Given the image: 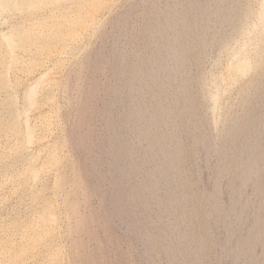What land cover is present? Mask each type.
<instances>
[{"label": "rangeland", "instance_id": "374dc122", "mask_svg": "<svg viewBox=\"0 0 264 264\" xmlns=\"http://www.w3.org/2000/svg\"><path fill=\"white\" fill-rule=\"evenodd\" d=\"M195 1L199 2L198 5L202 3L200 9ZM0 2V264H167L162 247H154L148 235L149 231V234L158 231L163 235L169 231L165 230L169 220L168 213L174 208L168 205L156 206L150 201L152 195L157 194L161 199L166 197L162 182L156 183L153 191L151 189L145 195L147 197L142 195L143 191L138 186L136 193L139 191V195H134L137 199L132 197L130 200L128 194L123 193H128L139 182L137 180H140L143 168L136 169L134 175L128 178L117 169V145L123 140V136L126 148L130 147L128 150L131 153L121 159L122 163L120 160L122 165L136 163L141 153L148 154L147 148L150 149L149 143L141 137V129H137L135 123L130 122V126L121 129L124 127L123 116L128 110L127 98L122 97L127 91V79L133 77V68L139 62L137 59L154 51L151 49L153 44L147 43L154 32V22L157 24L163 17L180 23L179 18L184 15L187 20H191L192 15L198 14L202 28L207 25V31L202 37L204 40H195L201 42L197 43L198 47L194 42L193 49H196H192L193 53L187 51L189 56L186 64L178 70L173 82L170 81L167 85L158 83L156 86L152 81L151 85L163 100L167 94L177 93L173 91L178 87V80L182 81L186 75H190L187 89L193 104L190 101L188 106H191L190 118L193 121L190 119L187 128H182L179 135L180 143L185 148L180 168L182 172L177 177L180 181L187 174L186 177L195 183L193 193H196L195 189H198L196 194L214 192L218 204H227L233 193L230 181H238L240 172L238 173V169L236 172L235 167L229 171L223 170L222 155L214 150L208 154L205 151L203 145L206 140L202 142L201 137L208 133L216 134L215 142L220 144L222 134L219 129L223 125L222 122L217 125L218 133L216 128L212 130V124L209 123L211 103L205 92L208 89L217 91L216 86L221 83L220 91L219 87L217 91L221 96L219 110L222 114L228 112L230 116L236 113L237 120L243 116L237 121L241 128L251 117V120H255V116L259 114L257 111L260 115L264 114L260 97L254 99L255 85L252 84V80L259 79V76L260 82L264 81V60L260 59L264 53V35L256 37L258 43L254 37L258 34L255 32L245 33L247 36L239 34L243 26L244 29L249 26L250 18H255L254 12H258L260 0ZM230 3L233 7L234 3L237 4V14L222 21L221 16L223 18L230 11H227ZM251 11H254L253 14ZM238 26L241 27L240 30ZM4 33L6 36L7 33L10 35L9 41H6L8 37L3 38ZM181 42L183 41L180 40L181 45H175L182 47L184 44ZM225 63H230L229 67ZM257 63L261 69L256 67ZM227 67L229 73L225 71L227 79L222 83L219 78L226 74L224 70ZM228 76L231 80H228ZM201 78H205L207 82L200 80ZM33 84L35 91L32 89ZM30 86L31 92H34L31 100L27 98ZM150 94L143 92L142 101H150ZM241 94L244 97H252L253 94V97L250 102L245 101V104ZM174 97L176 99L177 96ZM171 100L174 101V98H167L166 105L171 106ZM30 101L33 104L30 105ZM253 101L255 104H252V108L250 104ZM258 105L263 108L260 109ZM164 125L162 129L167 130V124ZM26 127L29 132L32 131L31 140H28L29 132ZM200 133L204 134L201 136ZM149 155L155 160L158 157L154 153ZM149 164L152 165L150 160L144 168ZM219 171V178L215 183L214 178ZM260 185L256 188L254 183H248L240 192L250 206L243 211L245 225H250V220L252 223L253 206L261 201L260 195L264 188ZM127 201L130 209L124 210ZM195 201L196 199L190 201V205L198 203V200L196 203ZM217 218L216 214L201 215L199 219L195 218L192 226L183 222L180 228L181 231H189L197 225L198 220L204 224L208 239L211 238L208 234H213L224 240L226 231L216 223ZM187 226L191 228L187 229ZM164 240L160 238L159 241ZM218 243L210 245L212 249L208 246L203 264L230 263V258L228 260L225 256L217 261L221 251ZM177 257L176 255L175 264L177 260L181 263Z\"/></svg>", "mask_w": 264, "mask_h": 264}, {"label": "bare ground", "instance_id": "6f19581e", "mask_svg": "<svg viewBox=\"0 0 264 264\" xmlns=\"http://www.w3.org/2000/svg\"><path fill=\"white\" fill-rule=\"evenodd\" d=\"M195 2H196V6H197L199 2L198 3H197V1H195ZM186 3H188V2H186ZM200 4L202 5V3H200ZM0 5H1V2H0ZM175 5H177V4H175ZM201 5H198L197 8L200 9ZM233 5L235 7H233L231 5V3H230V5H228L230 7L227 8V11L228 10H230V11H229V13L225 14L223 16V18L221 16L222 21H227L231 17L235 16V14H237L236 13V9H237L236 5L237 4L234 3ZM258 5L261 6V7L259 6V9L260 8L261 9H260V11L258 9L257 10L258 12H256V13L253 11L255 18L253 20L250 18V20L248 22L249 26H247V28H245V29L243 28L244 26L242 27V29L239 26L237 27L238 29L239 28L241 29V30L239 29L240 30L239 34L247 36V35H245V33L246 34L247 33L253 34L255 32L256 34H258V36L254 35L255 38L256 37L261 38L264 35V0H260V4H258ZM104 6L105 5H103V7ZM0 7H2V5ZM99 7L102 8L101 6H99ZM99 7H97V8H99ZM204 8L205 7H203V9ZM225 8H224V10H226ZM189 10H192V9H189ZM183 11H185V10H183ZM237 11H238V9H237ZM176 12H179V11H176ZM251 12H249V14ZM253 12L251 14H253ZM212 13H214V12H212ZM166 14H168V13H166ZM251 14H250V16H251ZM197 15H192L191 20H187L188 18L186 19L185 15H184V17H182V15H181L180 17H182V18L181 19L179 18L180 23L174 22V20H173V22H171V21H169V19H166V18L164 19L163 17H161L163 19L162 21L160 20L161 22L159 21L157 24H156V22H154L153 25H156V26H154V28L152 27L154 29V32L151 31V32H153V34L150 35L151 37L148 38L149 42H147V43H150L151 45L153 44V47H151V46L150 47H151V49L153 48L154 51L152 50V53L148 52L147 55H145L146 53L144 52L145 54L144 53L143 54L145 56H142V57L140 55H138L140 57H139V59H137V61L139 60V62L136 61L138 63L136 65L137 67L133 66L134 71H132V73L134 75H132L133 77L131 76L132 78H130V80L127 79V81H128L126 84L127 91H125L126 94L123 93L125 95H123L122 97L127 98L128 104H126V105H128L127 106L128 110L126 111V113L124 114L123 119H122L123 120L122 122H124V127H121V129L122 128L126 129L127 128L126 126L128 124H130V122H133V124L135 123L134 124L135 127H137V129L138 128L141 129V137L144 138L145 141H147L149 143L148 146L150 149L148 150V148H147L148 154L147 153H144V154L141 153L142 155H141V157L139 156L140 157L139 159H136V160H138V161H136V163L132 162L133 164H130V165L124 164V163H123V165L120 164V160L122 158L128 157V155H130V153H131L130 150H128V149H130V147L127 149L126 143H125L126 141H123L124 140L123 134L120 133L123 136L122 137L120 135V137H122L123 140L118 142V145H117L118 146V148H117L118 153L116 156L118 157L117 158L118 161L116 160L117 161L116 164H118L117 165L118 168L117 167H115V168H117L119 170V172L124 174L127 178L129 176H131L135 172L136 169L140 170L143 168V170H141L142 176L140 177V180L139 179L137 180L139 182L137 183L135 181L136 185H133L134 187L131 186V187H133V189L129 190V192L127 191L128 193H126V194L123 193L124 195L128 194L127 196H128V199L130 198V200H132V197H134V195L139 193V191H138V193H136L137 192L136 190H138V188H137L138 186L141 187V191H143L142 195L145 196L148 194V192H150L151 189L153 191V187L156 186V183L158 184V182H160V181L162 182V184L165 188V190H163V191H164V194L166 192V194H165L166 197L164 199H161V197L157 196V194L156 195L151 194L152 199L150 201H151V204L154 203L156 206H161V207L164 206L165 207L168 205V206H172L174 208L173 210H171L168 213L169 220L167 222L165 230L169 229V231L167 233H165L164 235L158 231H157V233L149 234V232H150L149 231L148 235H149V241H151V243L154 247L156 245H159L162 247L161 250L164 253L167 264H173V263L175 264L176 255L180 258V261H181V263H180L179 260H177V262H176L177 264H178V262L180 264H203V261H205L204 259L206 258L207 254H208L207 253L208 246L209 247L214 246L216 243H218L220 241H221V243L220 244L218 243V245L221 246V248H220L221 251L219 253V257H218L217 261L221 260L222 257L225 256L227 259H228V257L230 258L229 264H264V190L262 191V195H260L261 201L257 205H255V207L253 206V211H252L253 215L251 214L253 216V218H251V219H253V220H252V223L250 220V225H245L244 216H243V211L245 210V208L247 206H249L247 203L248 201L245 200V197L243 199V197L240 194L242 188L247 186L248 183H251V184L254 183V185H255L254 187H256V188L261 184L260 186H262V188H264V114L260 115V112L257 111L259 114L257 115L255 113L257 115V116L254 115L256 117V118L254 117L255 120H251L253 118V117H251V119L248 122H245L244 126L241 128L238 126V123L240 125V122H237V121H239L243 116L241 117V115H240L241 118L239 120H237V116L235 115L236 113L235 114L232 113L234 116H232V114L230 116V114L228 112H225L224 114L221 113L222 111L220 112L218 104L220 103L219 100L221 99L220 98L221 96H220L219 92H217V91H218V87L222 86V85H220L221 84L220 81L223 83V81L227 79V73L226 72L229 73L228 67H229L230 63H225L226 65H228V67L226 68V70H224V72L226 71L225 75L221 72L223 74V76H221L219 78L220 81L215 80L216 82L220 83V84H217L219 86H216L214 83V85L217 88L216 89L217 91H215V89H214V92L212 90H211L212 91L211 92L208 89L207 92H205L206 85L204 86L205 87L204 92L207 93L208 98H209L210 103H211L210 109H209L210 110L209 113H211L210 114L211 119H209L210 120L209 123L212 124V127H213L212 130L214 131V128H216L215 130L217 132L218 131L217 128H219V126L217 127V125L220 122L223 123V125H221L222 127L219 129L220 134H222L221 135L222 136L221 143L217 144L215 142L216 134H213V133L212 134L208 133V135L202 133V134H204V137H201L202 134L200 133L201 134L200 137L203 138L202 142H203V140H206L205 144L203 146H205V151L207 154L210 153L212 150H214V151H216V153L222 155V161L221 162H222L223 170L229 171L231 168L235 167L234 169H236V172H237V169H238V173L240 172L239 175L237 174L238 177H240V178H238L239 179L238 181H232V180L230 181V187H231L232 192H233L232 196L230 197L227 204L220 205V204H218V199H217V196L214 192H210V193L201 192V193L196 194L198 189H195L196 193H193L194 190L192 187H193V184H195V183H192V181L190 179H188V177H186L187 174L184 175L186 178L183 179L184 178V176H183L180 181H179V178L177 177V175H179V173L181 171L180 168L182 167L181 163L183 161L184 148H185V147L183 148V145H181V143H180V138H179L180 136L179 135H180L182 128H185V126L187 128V126H188L187 124L189 123L190 119H191V121H193L192 117L190 118V116H192V109H191V106L190 107L188 106V102L191 101V95L187 89L189 86L188 83H189V79H190L188 76H190V75H186L182 79V81L178 80V81H180L178 84H176V82H178L176 79L175 84L178 87L175 88L176 89L175 91H173V92H177L176 94L175 93L172 94L170 92L172 95L167 94L166 96H164V97H166L165 98L166 100H167V98H168V100L171 98H174V101L171 100V102H172L171 106L166 105V103H165L166 100L164 98L162 100L157 95L158 92L155 93V91H154L155 89L153 87V84L158 85V83H162L164 85V84H166L172 80H175V76H176L177 72L179 73L178 70L180 68H183L186 64L185 61L188 59V56H189V55H187V51H190V54H191V53H193L191 51L196 49V47L194 49H193V47L195 45H197V47H198L197 43H199L201 41L195 42V40L196 39L197 40L203 39L202 37H204V35H205V30L207 31V29H206L207 25H206V27L204 26L202 28V26H201L202 24L200 25L199 20H198L199 16L197 17ZM210 16H211V13H210ZM244 16H245V14H244ZM150 18H152V17H150ZM205 19H207V18H205ZM246 25L247 24H245V27H246ZM212 29H210L211 32H212ZM244 36H243V38H245ZM9 37H10V35L7 33V36L5 34L3 38H7L6 41H9L11 38V37L10 38ZM237 38L235 36V39H237ZM239 38L241 39V37H239ZM243 38H242V40H243ZM177 39L178 40L180 39L181 41H183V42H181L184 44L182 47L178 46L180 44L179 43L180 40L178 42H176ZM248 39L249 38H247V41H248ZM205 40H206V37H205ZM239 41H241V40H239ZM243 41L245 42V39ZM256 41L258 42V39ZM194 42L196 43L195 45H193ZM7 43L9 44V42H7ZM175 43L176 44L179 43L177 45L178 47L175 45ZM245 43L244 44L242 43V44L246 45ZM254 45H256V44H254ZM199 46L201 47L200 44H199ZM242 48H244V46H242ZM245 48H246V46H245ZM197 51H198V49H197ZM235 51H238V50H235ZM254 51H255V49H254ZM140 54H142V53H140ZM199 54H200V52H199ZM233 54H234V56L236 55L235 52ZM195 55L196 54H194L193 56L195 57ZM229 55H232V53ZM249 58H250V55H249ZM260 59L264 60V53L261 54ZM228 60H231V59L228 57ZM256 67H259V69H261L260 68L261 66L258 63L256 64ZM263 67H264V65H263ZM263 73H264V71H263ZM42 76L43 75H41V77ZM205 78H201L200 80H202V79L206 80ZM228 78H229V76H228ZM252 78H253V76H252ZM258 78L261 79V76H259ZM38 79H40V77ZM145 79H148L149 81H146ZM219 79H217V80H219ZM259 79L254 78L252 80V84L255 85L254 86L255 87V93L253 92L255 95L254 99H255V97L259 96L260 98L259 97L258 98H259V100L261 99L262 106L264 107V83H263L264 81L262 82V80H261V82H260ZM228 80H231V79L229 78ZM152 81H153V84L151 85ZM205 82H207V80ZM202 83H204V82H202ZM224 83H225V81H224ZM35 84L32 85L33 88L31 86L28 87V88H30V89H28V91L29 90L30 91H29L28 97L27 96L26 97L29 100H31L32 95H33L32 93H34V92H31L32 91L31 88L33 89V91H35L34 90ZM168 86H169V84H168ZM215 86H213V87L215 88ZM220 87H219V91H220ZM173 89H170V90H173ZM223 89H224V87H223ZM225 90H226V88H225ZM166 91H168V90L166 89ZM143 92L151 93L149 96L150 101H146V100L142 101L141 96H143V95H141V94ZM177 94H179V95H177ZM250 94L251 93L249 92V95ZM249 95L244 97L241 94V96L244 97V100H243L244 102L246 101L248 103L251 101L253 94H252V97ZM174 96H177L178 98L176 97V99H175ZM242 99L243 98H241V100ZM246 102H245V104H247ZM241 103H242V101H241ZM253 103H254V101L250 105H252ZM31 104H33V103H31V101H30V105ZM192 104H193V102H192ZM258 106L260 107V105H258ZM259 107H257V108H259ZM261 107H260V109L263 108V107L262 108ZM151 108H153V110H151ZM248 108H249V106H248ZM252 108H253V105H252ZM252 108H251V110H253ZM241 110H243V109H241ZM247 110L249 111V109H247ZM194 112H195V110H194ZM261 112L263 113V111H261ZM248 114H249V112H248ZM210 115H209V117H210ZM252 115L253 114H251V116ZM249 117H250V115H249ZM139 119H141L142 121ZM139 121H141V122H139ZM248 123L251 125H248ZM163 124H165V125L167 124V126H168L167 130L162 129ZM128 126H130V125H128ZM26 129H27V127H26ZM164 129H165V127H164ZM28 130L29 129H27V132H29ZM134 130H133V132H134ZM121 131H119V132H121ZM197 131H199V130H197ZM31 132L27 133L28 135L26 134L28 137V140H31L30 139V133ZM220 134H219V137H221ZM130 135H132V133ZM125 136H126V134H125ZM132 136H134V135H132ZM31 137H32V134H31ZM128 138H130V137H128ZM118 139H120V138H118ZM134 142H136V140H134ZM130 143H132V142L130 141ZM137 144H140V143H137ZM128 145H129V143H128ZM143 149H145V148H143ZM143 151H145V150H143ZM149 153H154V155H158L157 159L155 160V158H151ZM122 160H121V163H122ZM149 160H150V162H152V165H150L151 164L150 163L148 167L144 168V165H147L149 163ZM126 161H127V159H126ZM145 163H147V164H145ZM137 174H139V173H137ZM219 174H220V171L217 172V174L214 178L215 183L217 182V179L219 178ZM125 176H123V177H125ZM135 176H136V174H135ZM32 178L35 179L34 176ZM128 180H127V182H128ZM235 180H237V178ZM123 185H125V183ZM141 191H140V193H141ZM237 192L239 194H237ZM151 193H153V192H151ZM140 196H141V194H140ZM145 197H147V196H145ZM134 198H136V196ZM195 199H196V201L198 200V203H196V201H195V203H196V204L194 203L195 205H193V206L190 205V203ZM130 200H128V201H130ZM128 201H127L126 205H124V210L130 209L128 207V204H129ZM129 206H130V204H129ZM161 207H160V210H161ZM249 208H250V206H249ZM162 210H161V212H162ZM213 214H216L218 216V218H217L218 222H216V223H218L219 227L221 226L222 228H224V232L226 231V236H224V240H222L223 238H221V237L213 236V234H211V235L208 234L209 236H211V238L208 239V237L206 236V232H205L206 229H205L204 224L198 220H197V225L194 224L195 226H193V228L190 229L189 231L185 230L184 229L185 227L184 228L182 227V228L186 232L184 230L181 231L180 225H182L183 222L190 223V226H192L193 224H191V223L192 222L195 223L194 222L196 220L195 218L199 219V217L201 215L202 216H204V215L208 216V215H213ZM205 224H206V222H205ZM244 227H245V229H244ZM188 228H191V227L187 226V229ZM160 238L165 239L164 240L165 242L159 241ZM153 246H152V248H153ZM159 246H158V248H159ZM211 249H212V247H211ZM178 257H177V259H178Z\"/></svg>", "mask_w": 264, "mask_h": 264}]
</instances>
